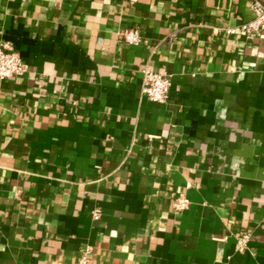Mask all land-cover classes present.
Returning <instances> with one entry per match:
<instances>
[{
	"label": "crops",
	"instance_id": "0c3cea01",
	"mask_svg": "<svg viewBox=\"0 0 264 264\" xmlns=\"http://www.w3.org/2000/svg\"><path fill=\"white\" fill-rule=\"evenodd\" d=\"M249 2L0 0L27 64L0 80V264H264V26L225 32Z\"/></svg>",
	"mask_w": 264,
	"mask_h": 264
},
{
	"label": "built area",
	"instance_id": "2783aa9c",
	"mask_svg": "<svg viewBox=\"0 0 264 264\" xmlns=\"http://www.w3.org/2000/svg\"><path fill=\"white\" fill-rule=\"evenodd\" d=\"M249 8L252 12L251 18L243 21L237 27L225 28L226 33H234L235 31L251 34L258 31L264 26V0H250ZM121 35L129 44H138L141 42V36L137 28H124ZM27 64L19 52L13 48L9 42L0 43V80L12 76H18L25 73ZM171 86V77L165 72H158L149 68L142 69V78L140 84V92L149 100L164 103L168 99ZM189 204L184 194H178L172 200V207L176 211H181ZM99 209L94 208L91 217L97 219L99 217ZM249 240V234L242 233L236 238V249L243 250L246 248ZM89 248H86L78 257L77 264H95L89 255Z\"/></svg>",
	"mask_w": 264,
	"mask_h": 264
}]
</instances>
